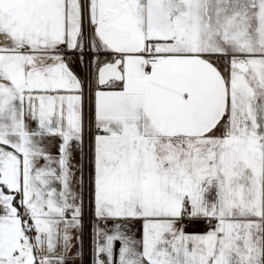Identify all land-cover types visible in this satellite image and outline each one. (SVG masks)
<instances>
[{
    "label": "snow or ice",
    "instance_id": "6c2138e0",
    "mask_svg": "<svg viewBox=\"0 0 264 264\" xmlns=\"http://www.w3.org/2000/svg\"><path fill=\"white\" fill-rule=\"evenodd\" d=\"M85 169L92 264H264V0H0V264L81 254Z\"/></svg>",
    "mask_w": 264,
    "mask_h": 264
},
{
    "label": "built area",
    "instance_id": "2783aa9c",
    "mask_svg": "<svg viewBox=\"0 0 264 264\" xmlns=\"http://www.w3.org/2000/svg\"><path fill=\"white\" fill-rule=\"evenodd\" d=\"M85 148L87 149V143L85 145ZM87 196H88L87 194V169H85L84 216H83L84 233H83V244H82L83 264H89V258L92 253V232H91L90 225L88 228L87 222H86L88 214L89 215L91 214ZM199 227H200L201 232L204 231V225L202 223H199Z\"/></svg>",
    "mask_w": 264,
    "mask_h": 264
},
{
    "label": "crops",
    "instance_id": "0c3cea01",
    "mask_svg": "<svg viewBox=\"0 0 264 264\" xmlns=\"http://www.w3.org/2000/svg\"><path fill=\"white\" fill-rule=\"evenodd\" d=\"M77 70H79V68ZM185 227H186V230L189 232H193V233L201 232L200 227H199V223H188V222H186ZM77 247H78L81 254L78 256L73 254V258H70L68 260V264H83L82 245L78 244ZM119 247H120V242L119 241L114 242V250L118 252ZM89 264H92V253H91L90 258H89Z\"/></svg>",
    "mask_w": 264,
    "mask_h": 264
},
{
    "label": "rangeland",
    "instance_id": "374dc122",
    "mask_svg": "<svg viewBox=\"0 0 264 264\" xmlns=\"http://www.w3.org/2000/svg\"><path fill=\"white\" fill-rule=\"evenodd\" d=\"M77 69H78V67H77ZM88 213H89V212H88ZM87 217L89 218V225H90L91 232H92V224H93V221H94V218H93V216H92V213H91L90 215L88 214Z\"/></svg>",
    "mask_w": 264,
    "mask_h": 264
},
{
    "label": "bare ground",
    "instance_id": "6f19581e",
    "mask_svg": "<svg viewBox=\"0 0 264 264\" xmlns=\"http://www.w3.org/2000/svg\"><path fill=\"white\" fill-rule=\"evenodd\" d=\"M87 198H88V196H87ZM86 222H87V227L89 228V218L88 217H87Z\"/></svg>",
    "mask_w": 264,
    "mask_h": 264
}]
</instances>
